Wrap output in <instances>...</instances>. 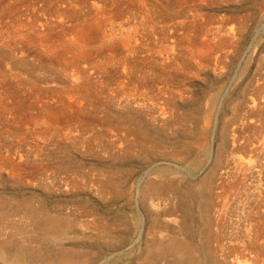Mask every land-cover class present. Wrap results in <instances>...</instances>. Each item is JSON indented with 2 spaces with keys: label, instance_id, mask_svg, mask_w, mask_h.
<instances>
[{
  "label": "rangeland",
  "instance_id": "rangeland-1",
  "mask_svg": "<svg viewBox=\"0 0 264 264\" xmlns=\"http://www.w3.org/2000/svg\"><path fill=\"white\" fill-rule=\"evenodd\" d=\"M49 3L0 0V264H181L170 242L188 264L264 263V0H115L69 68L37 39L65 44L83 13Z\"/></svg>",
  "mask_w": 264,
  "mask_h": 264
},
{
  "label": "bare ground",
  "instance_id": "bare-ground-1",
  "mask_svg": "<svg viewBox=\"0 0 264 264\" xmlns=\"http://www.w3.org/2000/svg\"><path fill=\"white\" fill-rule=\"evenodd\" d=\"M136 1V3H140V0H135ZM118 2V1H117ZM123 2V1H122ZM115 0H55V3H49L48 5H46V7H48L49 6V8L47 9L44 5H43V7H41V9L43 10V8H45L46 10H48V11H51V12H53V16H54V14H55V16L56 17H59V18H61V23H62V20L64 21L66 18L69 20L70 19V21H71V19H75V16L73 15V14H76V13H78V14H82L83 13V17L81 18L82 19V21H80V20H78V19H75V27L73 28V29H71V30H69L68 32H62L63 33V36L62 37H66V36H68V41L67 42H65V44L63 43V45H59V46H57L56 45V43L55 42H48L49 40H51V39H49L48 40V34L45 32H42V34L44 33V35H42V36H40V38H38L37 40L39 41V43L40 44H42V45H45V48H46V50L47 51H49L51 54V56H49L51 59H53L54 60V62H59L60 64L59 65H62L63 64V66L65 67V68H69L70 66H78L81 62H83V61H85V60H87L90 56H91V54H90V52H89V47L91 46V44H93L94 42H96L98 39H100V35L102 34L101 33V27H102V24H105V22L107 21V20H109L110 18L109 17H112L113 16V14L114 13H118V15L117 16H119V13H123L122 12V10L124 11V9L125 8H123L122 9V5H121V3H115ZM126 3H127V1H126ZM146 5V4H145ZM125 6V5H124ZM8 7V6H7ZM12 7V6H11ZM32 7V6H31ZM126 7V9H125V11L127 10H129V7H127V6H125ZM2 10V9H1ZM6 11V10H5ZM41 11V10H40ZM126 11V12H127ZM145 12V11H144ZM149 13V12H148ZM18 14H20V13H18ZM17 14V15H18ZM35 14V13H34ZM46 14V13H45ZM49 14V13H48ZM112 14V15H111ZM17 15H15V16H17ZM22 15V14H21ZM20 15V16H21ZM23 15H25V14H23ZM15 16H14V18H15ZM42 16V15H41ZM45 16V15H44ZM48 16V15H47ZM79 16V15H78ZM77 16V17H78ZM97 16H101L102 18H100V17H97ZM76 17V18H77ZM123 17V16H122ZM126 17V16H125ZM18 18V17H17ZM47 18V17H46ZM49 18V17H48ZM63 18H65V19H63ZM3 19V18H2ZM12 19V18H11ZM19 19V18H18ZM36 19H39V18H36ZM80 19V18H79ZM107 19V20H106ZM122 19V18H121ZM120 19V20H121ZM155 19V18H154ZM46 20V19H45ZM19 21H21V20H19ZM125 21V20H124ZM154 21V20H153ZM12 22V20L10 21V23ZM15 22V21H14ZM13 22V23H14ZM34 21H32V23H33ZM66 22V21H65ZM126 22V21H125ZM20 23V22H19ZM122 23V22H121ZM8 24V23H7ZM23 24V23H22ZM28 24V23H27ZM30 24V23H29ZM126 24H128V23H126ZM12 25V24H11ZM19 25V24H18ZM184 25V24H183ZM21 26V25H20ZM32 26V25H31ZM30 26V27H31ZM34 26V25H33ZM33 26L31 27V29L33 28ZM187 26V25H186ZM125 27H126V25H125ZM193 27V26H192ZM26 28V27H25ZM29 28V27H28ZM27 28V29H28ZM38 28H40V27H38ZM46 28V27H45ZM52 28H53V26H52ZM51 27H50V29H52ZM116 28V27H115ZM115 28H113V29H115ZM127 28V27H126ZM188 28V27H187ZM191 28V27H190ZM195 28V27H194ZM30 29V28H29ZM193 29V28H192ZM5 30V29H4ZM15 30V29H14ZM20 30V29H19ZM33 30V29H32ZM40 30V29H39ZM112 30V29H111ZM191 30V29H190ZM21 31V30H20ZM35 31V30H34ZM37 32H38V30H36ZM35 31V32H36ZM44 31H45V29H44ZM126 31V30H125ZM185 31V30H184ZM188 32H189V29L187 30ZM13 32V31H12ZM154 32V31H153ZM183 32V31H182ZM8 33V32H7ZM10 33V32H9ZM18 33H19V31H18ZM62 33H60V34H62ZM109 33V32H108ZM118 33V32H117ZM124 33V32H123ZM17 34V33H16ZM50 34V33H49ZM106 34V33H105ZM155 34V33H154ZM175 34V33H174ZM1 35V34H0ZM3 35V34H2ZM185 35V34H184ZM27 36V35H26ZM55 36V35H54ZM57 36V35H56ZM171 36V35H170ZM186 36H189V35H186ZM52 37V36H51ZM146 37V36H145ZM158 37V36H157ZM3 38V37H2ZM19 38V37H18ZM29 38H30V36H29ZM58 38H59V36H58ZM107 38V37H106ZM105 38V39H106ZM189 38V37H188ZM187 38V39H188ZM25 39H27V38H25ZM33 39V38H32ZM158 39V38H157ZM165 39V38H164ZM173 39V38H172ZM185 39V38H184ZM58 40V39H57ZM115 40H118V39H115ZM163 40V39H162ZM175 40V39H174ZM186 40V39H185ZM28 41V40H27ZM33 41V40H32ZM54 41V40H53ZM101 41V40H100ZM103 41V40H102ZM114 41V40H113ZM179 41H180V39H179ZM188 41V40H187ZM3 42V41H2ZM18 42V41H17ZM16 42V43H17ZM47 42L49 43V45H47ZM156 42V41H155ZM192 42V41H191ZM190 42V43H191ZM23 43V42H22ZM129 43V42H128ZM164 43V42H163ZM177 43V42H176ZM52 44H54V45H52ZM59 44H60V41H59ZM172 44V43H171ZM174 44V43H173ZM187 44H189L188 42H187ZM191 44H193V43H191ZM199 44V43H198ZM197 44V45H198ZM222 44H224V43H222ZM21 45V44H20ZM24 45V44H23ZM26 45V44H25ZM190 45V44H189ZM195 45H196V43H195ZM195 45L193 44V47H195ZM219 45V44H218ZM110 46V45H109ZM199 46V45H198ZM204 46V45H203ZM221 46V45H220ZM137 48V47H136ZM172 48V47H171ZM197 48V47H196ZM212 48V47H211ZM12 49H14V48H12ZM105 49V48H104ZM115 49V48H114ZM205 49V48H204ZM91 50V49H90ZM109 50H111V49H109ZM134 50V49H133ZM213 50V49H212ZM14 51V50H13ZM96 51V50H95ZM120 51V50H119ZM188 51V50H187ZM104 52H105V54H106V51L104 50ZM112 52V51H111ZM118 52V51H117ZM176 52V51H175ZM102 53V52H101ZM121 53V52H120ZM134 53H136V52H134ZM211 53V52H210ZM39 54H40V51H39ZM68 54H70V56L71 57H69V59H67V55ZM128 54H129V51H128ZM136 54H138V51H137V53ZM22 55H23V53H22ZM30 55V54H29ZM54 55H55V57H54ZM99 55H100V53H99ZM102 55H103V53H102ZM112 55V54H111ZM113 55H114V53H113ZM119 55V54H118ZM1 56H3L2 54H1ZM5 56V55H4ZM24 56V55H23ZM28 56V55H27ZM131 56V55H130ZM178 56V55H177ZM202 56V55H201ZM205 57H206V55H204ZM25 57V56H24ZM46 57V56H45ZM100 57V56H99ZM98 57V58H99ZM109 57H110V55H109ZM109 57H108V59H109ZM128 57V56H127ZM132 57V56H131ZM104 58V57H103ZM111 58V57H110ZM117 58H118V56H117ZM155 58V57H154ZM175 58V57H174ZM179 58V57H178ZM21 59H22V57H21ZM34 59V58H33ZM32 59V60H33ZM41 59H43V58H41ZM48 59V58H47ZM50 59V60H51ZM93 59V58H92ZM112 59V58H111ZM114 59V58H113ZM116 59V58H115ZM114 59V60H115ZM175 59H177V58H175ZM19 60V59H18ZM52 60V61H53ZM90 60V59H89ZM94 60V59H93ZM98 60V59H97ZM105 60V59H104ZM122 60H124V59H122ZM132 60V59H131ZM179 60V59H178ZM210 60V59H209ZM44 61V60H43ZM49 61V60H48ZM133 61V60H132ZM181 60H179V62H180ZM200 61H201V58H200ZM44 62H46V60L44 61ZM86 62V61H85ZM93 62V61H92ZM105 62H106V60H105ZM135 62V61H134ZM38 63V62H37ZM99 63H100V61H99ZM126 63V62H125ZM124 63V64H125ZM128 63V62H127ZM133 63V62H132ZM136 63H138V62H136ZM167 63V62H166ZM208 63H209V61H208ZM13 64V63H12ZM14 64H16V63H14ZM19 64V63H18ZM86 64H88V63H86ZM101 64V63H100ZM106 64V63H105ZM181 64V63H180ZM183 64V63H182ZM102 65V64H101ZM115 65V64H114ZM208 65V64H207ZM210 65H211V63H210ZM14 67H15V65H13ZM18 66V65H17ZM56 66V65H55ZM62 66V67H63ZM91 66V65H90ZM103 66V65H102ZM107 66V65H106ZM109 66V65H108ZM19 67H21V66H19ZM41 67H43V66H41ZM97 67H98V65H97ZM96 67V68H97ZM122 67V66H121ZM129 67V66H128ZM188 67H189V65H188ZM23 68H24V66H23ZM29 68H30V66H29ZM107 68V67H106ZM115 68V67H114ZM7 69V68H6ZM10 69V68H9ZM81 69V68H80ZM8 70V69H7ZM21 70V69H20ZM28 70V69H27ZM32 70V69H31ZM30 70V71H31ZM44 70V69H43ZM85 70V69H84ZM92 70H93V67H92ZM109 70H111V69H109ZM122 70V69H121ZM127 70V69H126ZM130 69H128V71H129ZM16 71V70H15ZM33 71H35V70H33ZM50 71V70H49ZM53 71V70H52ZM62 71V70H61ZM95 71V70H94ZM116 71V70H115ZM131 71V70H130ZM133 71V70H132ZM158 71V70H157ZM11 72V71H10ZM29 72V71H28ZM36 72V71H35ZM34 72V74L33 75H35L36 73ZM97 72V71H96ZM31 73V72H30ZM33 73V72H32ZM39 73H40V71H39ZM42 73H45V72H42ZM41 73V74H42ZM74 73H76V71L74 72ZM73 73V74H74ZM134 73V72H133ZM132 73V74H133ZM136 73V72H135ZM134 73V74H135ZM137 73H140V72H137ZM154 73H156V72H154ZM79 74H83L82 72H80ZM125 74H127V72L125 73ZM124 74V75H125ZM27 75V74H26ZM45 75V74H44ZM86 75V74H85ZM99 75V74H98ZM136 75V74H135ZM157 75V74H156ZM163 75H164V73H163ZM32 76V75H31ZM46 76V75H45ZM56 76V75H55ZM78 76V75H77ZM140 76V75H139ZM42 77H44V76H42ZM53 77V76H52ZM64 77V76H63ZM107 77V76H106ZM40 78V77H39ZM61 78V77H60ZM120 78V77H119ZM119 78H117V79H119ZM135 78H137V76L135 77ZM69 79H71L70 77H69ZM44 80V79H43ZM53 80H54V78H53ZM143 80H145V79H143ZM66 81V80H65ZM108 81V80H107ZM120 81V80H119ZM137 80H135V82H136ZM59 82V81H58ZM77 82V81H76ZM109 82V81H108ZM146 82V81H145ZM1 83V82H0ZM12 83V82H11ZM37 83V82H36ZM40 84H41V82H39ZM49 83V82H48ZM60 83V82H59ZM2 84H3V82H2ZM77 84V83H76ZM88 84V83H87ZM33 85V84H32ZM104 85V84H103ZM102 85V86H103ZM127 85V84H126ZM145 85V84H144ZM147 85H149L148 83H147ZM5 86V85H4ZM60 86V85H59ZM88 86H89V84H88ZM100 86V85H99ZM105 86H107V85H105ZM142 86V85H141ZM35 87V86H34ZM90 87V86H89ZM94 87V86H93ZM152 87H154V86H152ZM60 88H61V86H60ZM124 88H126L125 86H124ZM138 88V87H137ZM53 89V88H52ZM56 89V88H55ZM80 89H81V87H80ZM49 90V89H48ZM51 90V89H50ZM97 90H98V88H97ZM96 90V91H97ZM128 90V89H127ZM133 90V89H132ZM262 90V89H261ZM77 91V90H76ZM79 91V90H78ZM77 91V92H78ZM81 91H83L82 89H81ZM6 92V91H5ZM36 92V91H35ZM38 92V91H37ZM65 92V91H64ZM69 92H71V91H69ZM84 92V91H83ZM260 92V91H259ZM48 93V92H47ZM49 93H50V91H49ZM102 93V92H101ZM115 93V92H114ZM6 94V93H5ZM38 94V93H37ZM46 94V93H45ZM70 94V93H69ZM77 94V93H76ZM93 94V93H92ZM99 93L97 92V95H98ZM104 94V93H103ZM1 95V94H0ZM49 95V94H48ZM177 95V94H176ZM11 96V95H10ZM34 96V95H33ZM36 96V95H35ZM44 96V95H43ZM89 96H90V94H89ZM93 96V95H92ZM134 96V95H133ZM113 97V96H112ZM0 98H2V97H0ZM38 98V97H37ZM51 98V97H50ZM69 98H70V96H69ZM94 98V97H93ZM114 98V97H113ZM170 98V97H169ZM33 99V98H32ZM40 99V98H39ZM44 99V98H43ZM47 99V98H46ZM61 99V98H60ZM122 99V98H121ZM128 99V98H127ZM130 99V98H129ZM16 100V99H15ZM34 100H36V99H34ZM55 100V99H54ZM137 100V99H136ZM257 100V99H256ZM142 101H143V99H142ZM141 101V102H142ZM14 102V101H13ZM37 103H38V101H36ZM57 102V101H56ZM71 102V101H70ZM130 102V101H129ZM166 102V101H165ZM59 103V102H58ZM1 104V103H0ZM26 104V103H25ZM121 104V103H120ZM119 103H118V105H120ZM18 105V104H17ZM45 105V104H44ZM43 105V106H44ZM127 105V104H126ZM253 105V104H252ZM24 106V105H23ZM27 106V105H26ZM26 106H25V108H26ZM29 106V105H28ZM51 106V105H50ZM65 106V105H64ZM124 106H125V103H124ZM262 106V105H261ZM260 105H259V107H261ZM1 107V106H0ZM58 107V106H57ZM75 107H77V106H75ZM167 107V106H166ZM22 108V107H21ZM42 108V107H41ZM46 108V107H45ZM52 108V107H51ZM50 108V109H51ZM62 108V107H61ZM70 108H72V107H70ZM69 108V109H70ZM81 108V107H80ZM246 108V107H245ZM27 109V108H26ZM25 109V110H26ZM47 109V108H46ZM48 109H49V107H48ZM57 110H59L58 108H56ZM131 109V108H130ZM259 109V108H258ZM17 110V109H16ZM21 110V109H20ZM23 110V109H22ZM62 109H60V111H61ZM66 110V112L68 113L69 111H67V109H65ZM72 110V109H71ZM82 110V109H81ZM131 110H133L134 111V108H132ZM261 110V109H260ZM48 111V110H47ZM50 112H51V110H49ZM59 111V112H60ZM73 111V110H72ZM130 111V110H129ZM136 111V110H135ZM262 111H264V107H262ZM58 112V113H59ZM64 112V111H63ZM65 112V113H66ZM79 112V111H78ZM88 112H89V110H88ZM170 112V111H169ZM242 112V111H241ZM19 113H21V112H19ZM55 113V112H54ZM61 113V112H60ZM82 113V112H81ZM17 115H18V112L16 113ZM15 114V115H16ZM46 114V113H45ZM56 114H57V111H56ZM56 114H54V115H56ZM68 114H70V113H68ZM73 114H75V113H73ZM77 114V113H76ZM167 114V113H166ZM12 115V114H11ZM43 115V114H42ZM50 116H51V114H49ZM79 115H81V114H79ZM172 115V114H171ZM174 115V114H173ZM75 116H77V115H75ZM82 116V115H81ZM176 116V115H175ZM243 117V116H242ZM79 118V117H78ZM173 118V117H172ZM254 118V117H253ZM255 118H256V115H255ZM50 119H53L52 118V116H51V118ZM55 119V118H54ZM104 119V118H103ZM128 119V118H127ZM170 119V118H169ZM252 119V118H251ZM262 119V118H261ZM57 120V119H56ZM75 120V119H74ZM77 120V119H76ZM166 120V119H165ZM243 120H244V117H243ZM25 121V120H24ZM55 121V120H54ZM61 121V120H60ZM105 121V120H104ZM243 122H245V121H243ZM56 124V123H55ZM58 124V123H57ZM50 126V125H49ZM131 126V125H130ZM48 128V127H47ZM246 130V129H245ZM130 133V132H129ZM69 134V133H68ZM262 143H264V142H262ZM155 145V144H154ZM154 147V146H153ZM246 147V146H245ZM259 150V149H258ZM256 155V154H255ZM254 159V158H253ZM246 160V159H245ZM238 161V160H237ZM260 161V160H259ZM234 162V161H233ZM248 162V161H247ZM261 162V161H260ZM262 162H264V161H262ZM228 163V162H227ZM238 163V162H237ZM237 163H233V164H237ZM243 163V162H242ZM246 163V162H245ZM254 163V162H253ZM257 163V162H256ZM14 164V163H13ZM249 164V163H248ZM15 165V164H14ZM13 165V166H14ZM17 165V164H16ZM15 165V166H16ZM243 165V164H242ZM239 166V165H238ZM253 166H255V163H254V165ZM257 166V165H256ZM262 166V165H261ZM242 167V166H241ZM262 167H264V166H262ZM230 168V167H229ZM254 168V167H253ZM13 169H14V167H13ZM232 169V168H231ZM248 169V168H247ZM261 169V168H260ZM259 169V170H260ZM15 170V169H14ZM223 170H225V169H223ZM239 170V169H238ZM13 171V170H12ZM240 171V170H239ZM15 172V171H14ZM227 172V171H226ZM234 172V171H233ZM227 173H229V172H227ZM237 173V172H236ZM221 174V173H220ZM226 174V173H225ZM242 174H244L243 172H242ZM247 174V173H246ZM250 174V173H249ZM213 175V174H212ZM219 175V174H218ZM217 175V176H218ZM232 175V174H231ZM235 175V174H234ZM251 175V174H250ZM256 175V174H255ZM258 175V174H257ZM238 176V175H237ZM237 176H235V177H237ZM252 176V175H251ZM262 176V175H261ZM240 177V176H239ZM238 177V178H239ZM246 177V176H245ZM253 177V176H252ZM158 178V177H157ZM229 178V177H228ZM237 178V179H238ZM247 178H249L248 176H247ZM254 178H255V176H254ZM258 177H256L255 179H257ZM260 178H262V177H260ZM226 179V178H225ZM224 179V180H225ZM250 179V178H249ZM262 179H264V178H262ZM218 180V179H217ZM222 180V179H221ZM236 179H234V182H237V180L235 181ZM245 180H247L246 178H245ZM248 181V180H247ZM253 181H254V179H253ZM257 181V180H256ZM262 181H264V180H262ZM239 182V181H238ZM250 182H251V180H250ZM169 183V182H168ZM209 183V182H208ZM214 183V182H213ZM220 183V182H219ZM221 183H222V181H221ZM242 183V182H241ZM252 183V182H251ZM256 183V182H255ZM217 184V183H216ZM244 184V183H243ZM246 184V183H245ZM254 184V183H253ZM168 185V184H167ZM213 185V184H212ZM226 185H227V183H226ZM261 185V184H260ZM159 186L160 185H157V184H150L148 187H147V191L149 192V193H151V192H154V193H156V190L157 189H159ZM209 186H210V184H209ZM209 186H208V190H209ZM222 186H223V184H222ZM230 186H231V184H230ZM229 186V187H230ZM242 186V185H241ZM219 187V186H218ZM217 187V188H218ZM251 187V186H250ZM216 188V187H215ZM214 188V189H215ZM227 188V187H226ZM234 188H236L235 187V185H234ZM258 188V186L256 187V189ZM260 188H262V189H264V187H260ZM168 189H170V188H168ZM220 189V188H219ZM173 190V189H172ZM228 190V189H227ZM229 190H230V188H229ZM232 190H234V189H232ZM260 190V189H259ZM224 191H226V190H224ZM223 191V192H224ZM158 192V191H157ZM162 192V191H161ZM170 193V192H169ZM227 193V192H226ZM261 193H262V191H261ZM260 193V194H261ZM232 194V193H231ZM231 194L229 195H227L228 197L229 196H231ZM262 194H264V193H262ZM156 195V194H155ZM207 195V194H206ZM210 195H212V194H210ZM209 196V195H208ZM256 196V195H255ZM232 197V196H231ZM262 197H264V196H262ZM227 200H228V198H227ZM226 200V201H227ZM261 201V200H260ZM262 202H264V201H262ZM152 203V202H151ZM225 203V202H224ZM26 204V203H25ZM154 204V203H153ZM160 204V203H159ZM23 205V204H22ZM161 206V205H160ZM154 207H159V206H157V204L156 205H154ZM255 207V206H254ZM262 207V206H261ZM208 208V207H207ZM253 216V215H252ZM256 217V216H255ZM258 217V216H257ZM256 217V218H257ZM248 218H249V216H248ZM48 221H50L49 219H48ZM48 221H46V223H44L45 225H44V230H46V231H48V232H56L55 230H57V228H53V223L52 222H50V223H47ZM251 221H255V220H251ZM250 222V221H249ZM43 223V222H42ZM255 223H256V221H255ZM258 223V222H257ZM261 225V224H260ZM152 226V225H151ZM251 227V226H250ZM249 227V228H250ZM257 226H255V229H259V228H256ZM262 228H264V227H262ZM20 229V228H19ZM22 229V228H21ZM254 229V230H255ZM43 232V231H42ZM59 232V231H58ZM220 232V231H219ZM256 233V232H255ZM258 233V232H257ZM157 234H159V233H157ZM185 234V233H184ZM215 234V233H214ZM254 234V233H253ZM255 235V234H254ZM261 235H264V234H262L261 233ZM161 236H162V234H161ZM207 236V235H206ZM215 236V235H214ZM217 236V235H216ZM215 236V237H216ZM256 236V235H255ZM258 236V235H257ZM154 237V236H153ZM155 238V237H154ZM182 238V237H181ZM214 237H212V240H214L213 239ZM255 238V237H254ZM186 239V238H185ZM208 239V238H207ZM210 239V238H209ZM218 239V238H217ZM256 239V238H255ZM209 242V241H208ZM207 242V243H208ZM212 242V241H211ZM155 244V243H154ZM211 244V243H210ZM214 244V243H213ZM220 244H222V243H220ZM156 245V244H155ZM179 245V244H178ZM209 245V244H208ZM221 246V245H220ZM223 246V245H222ZM154 247V246H153ZM155 247H157V246H155ZM168 247H169V249L171 248L173 251H175V254H177L176 256H178L179 257V260H180V263L181 264H188L189 262H191V260H192V251H191V249H190V247L189 246H187L186 244H181L180 246H179V248H176V244H175V242H170L169 243V245H168ZM211 247V246H210ZM217 247V246H216ZM232 247V246H231ZM150 249H152V248H150ZM168 249V248H167ZM166 249V250H167ZM168 249V250H169ZM194 250H196V249H194ZM210 250H211V248H210ZM217 250V249H216ZM64 251V250H63ZM154 251V250H153ZM156 251V250H155ZM171 251V250H170ZM157 252H159V251H157ZM197 252V251H196ZM153 253V252H152ZM151 253V254H152ZM174 253V252H173ZM210 253V252H209ZM257 253V252H256ZM71 254V253H70ZM157 254V253H156ZM206 254V253H205ZM213 254H214V252H213ZM68 254L65 252V253H63V255L60 257V258H58L57 257V259L56 260H54L52 263L50 262L49 264H76L75 262H74V260L73 259H71L70 258V256H67ZM162 256H163V254H161ZM161 255H158V256H160L161 257ZM167 255V254H166ZM209 255H212V254H209ZM217 255V254H216ZM256 255V254H255ZM261 255V254H260ZM260 255H257V256H260ZM59 256H60V254H59ZM150 256V255H149ZM72 257V256H71ZM147 257H148V255H147ZM173 257H175V255L173 256ZM207 257H209V256H207ZM216 257V256H215ZM221 257H222V255H221ZM256 257V256H255ZM177 258V257H176ZM210 258H211V256H210ZM223 258H224V256H223ZM248 257H246L245 259H247ZM252 258H254L253 256L251 257V260L253 261L254 259H252ZM197 259V258H196ZM220 259V258H219ZM222 259V258H221ZM242 259V258H241ZM250 259V258H249ZM12 260V259H11ZM13 260H14V264H30V262H26L25 260H24V258H23V256L22 255H20L19 253L18 254H14L13 255ZM12 260V261H13ZM209 260V259H208ZM231 260V259H230ZM235 260H237V259H235ZM248 260V259H247ZM143 261V260H142ZM149 261H151V259L149 260ZM242 261V260H241ZM258 261V260H257ZM244 262V261H243ZM247 262V261H246ZM251 262V261H250ZM34 263V262H33ZM235 263V262H234ZM236 263H238V262H236ZM248 263H249V261H248ZM258 263V262H257ZM261 263V262H260ZM177 264V263H176ZM196 264H198V263H196ZM223 264H225V263H223ZM230 264V263H229ZM232 264V263H231ZM240 264V263H239ZM249 264H251V263H249ZM255 264V263H254ZM262 264H264V263H262Z\"/></svg>",
  "mask_w": 264,
  "mask_h": 264
}]
</instances>
